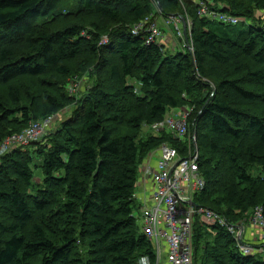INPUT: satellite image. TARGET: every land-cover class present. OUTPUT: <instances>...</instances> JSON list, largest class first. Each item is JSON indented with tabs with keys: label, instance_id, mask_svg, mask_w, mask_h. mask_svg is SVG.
<instances>
[{
	"label": "trees",
	"instance_id": "1",
	"mask_svg": "<svg viewBox=\"0 0 264 264\" xmlns=\"http://www.w3.org/2000/svg\"><path fill=\"white\" fill-rule=\"evenodd\" d=\"M199 1L245 20L202 15ZM150 15L191 20L193 50L165 54L146 31L133 34ZM86 72L85 91L71 93L68 79ZM22 78L56 84L47 112L23 104ZM0 89V144L75 105L56 130L0 157V264L154 260L133 193L154 150L183 145L145 129L174 107L193 109L206 181L195 203L235 225L264 206V174L249 172H264V0H0ZM35 154L44 178L32 190ZM194 245V264H264L262 253L243 252L224 226L198 216Z\"/></svg>",
	"mask_w": 264,
	"mask_h": 264
},
{
	"label": "built area",
	"instance_id": "2",
	"mask_svg": "<svg viewBox=\"0 0 264 264\" xmlns=\"http://www.w3.org/2000/svg\"><path fill=\"white\" fill-rule=\"evenodd\" d=\"M199 5L202 15H210L223 22L235 24L245 20L228 13L209 11L204 1H199ZM164 20L169 26L174 24L178 36L183 37L184 32L180 28L181 16H169ZM187 23L188 30H191V20L188 19ZM142 31L149 34L147 44L163 35L156 19L151 15L132 29L135 35ZM85 34L83 32V35ZM107 41L108 37L105 36L101 43ZM69 89L73 94L77 92L73 86ZM192 112L191 107L171 108L163 120L145 126L154 133L163 131L172 133L183 145L172 146L169 143H162L154 150L144 166L143 176L152 181L153 189H149L148 194L141 196L138 195L139 192L133 193V199L142 204L140 229L154 247L155 259L153 260L150 255L142 256L141 264H194V223L197 216L206 223L224 226L237 240L242 236V230L238 225L229 223L221 214L194 201V194L204 188L206 181L200 172L198 139L194 134L191 136V129L195 128V124L191 123ZM52 118L51 115L43 121L32 122L23 131L6 137L0 144V157L16 147L29 145L40 139L46 133ZM155 151L159 152V157L156 165H153L150 159ZM133 215L137 217L135 212ZM251 222L264 227L263 205L255 207ZM240 248L245 253L255 250L249 244H242ZM261 249L264 251V246Z\"/></svg>",
	"mask_w": 264,
	"mask_h": 264
},
{
	"label": "rangeland",
	"instance_id": "3",
	"mask_svg": "<svg viewBox=\"0 0 264 264\" xmlns=\"http://www.w3.org/2000/svg\"><path fill=\"white\" fill-rule=\"evenodd\" d=\"M156 5H157V7L159 6L157 2H156ZM260 14H262V11H260V10L257 11V15H260ZM170 16H180V15H170ZM184 19L188 20L186 17H182V22L180 23V27L181 28H182V23H183ZM159 21H163V20L160 19ZM163 23H164V21H163ZM250 23H251V21H247L246 25H248ZM240 24L241 23H239V25ZM168 27L169 26H167L166 33H167L169 39L166 40L164 43H161V44L164 45L165 54H171V53H175L177 51V49L174 48V46H173L174 40H175L173 31H175V26L173 24V30L172 31L170 29L171 27H169V28ZM160 42H162V41H160ZM86 65L89 66V68H91V69L94 67L92 61L87 62ZM89 75H90V73L86 72L85 74H83L80 77L76 76V77H73V78H69L68 79L67 89H69L70 87L73 86L75 90L77 89V90H80L82 92L85 91V89L87 88L88 82H90L89 81V79H90ZM36 79L39 82L40 78H36ZM36 79L22 78L19 81L17 80V82H20L21 85L24 84L25 87H28L27 89H25L24 86L22 85V87L25 89V95H24L25 100L23 101V104L24 105L33 104V108L34 107L36 108L35 109L36 112L38 114H42V113L47 112V109L49 107V104H48V101H47V96H52V97L56 96V94H58L59 89L57 88L56 84L53 87L51 83H48V81L43 82V83H39L37 85L38 87H33L31 85V83H33ZM21 82H23V83H21ZM28 83H29V86L27 85ZM135 85H137V87H139L140 84L138 83V84H135ZM2 93H3V91L0 89V97H1ZM74 107H75V105H73V104L67 105V106L64 107V109H62L58 113H56V115H53V116H57V117L50 122L47 130L48 131L56 130L61 125L62 121L66 120L67 118H69L72 115ZM169 113H170V110L168 111L167 114H169ZM43 120L44 119H40L39 121H43ZM146 130L150 131L148 129H146ZM196 132H197L196 128H192L191 129V136H193V134L195 136H197ZM157 154H159V152ZM33 170H34L35 178H34V183H33V186H32V190H34V188L38 184H40L41 181L44 178L43 170L40 167V157L37 154H35L34 169ZM249 172L253 176H258V175H263L264 174L262 167L259 166V165L253 166L249 170ZM140 174H141V170L139 171V175ZM141 207H142V204L140 202L136 201V206L134 208V212L137 214V217H138L137 221H138V225H139L140 228H141V220H142ZM247 221H245V223ZM208 224H210V223H208ZM244 243L247 244L246 239H244ZM164 263H165V260H164Z\"/></svg>",
	"mask_w": 264,
	"mask_h": 264
},
{
	"label": "crops",
	"instance_id": "4",
	"mask_svg": "<svg viewBox=\"0 0 264 264\" xmlns=\"http://www.w3.org/2000/svg\"><path fill=\"white\" fill-rule=\"evenodd\" d=\"M159 27L165 32V37L159 38L158 41L159 42L162 41L160 43H164L166 40L169 39L168 35L166 33L167 26L163 23V21H159ZM170 29H171V31L173 30L172 27ZM177 46H178V48L180 47L179 45H177ZM56 117L57 116H55L54 119ZM157 153H158V151H155L154 154L152 155L151 159H150V163H152L153 165H156V160L159 157V154H157ZM149 156L146 159V161L143 163V165L140 167L141 174L139 175V180H138L137 188H136V192H139L138 193L139 196L144 195L145 193L148 194L149 189L150 190L153 189L152 181L150 179H145L143 177L144 171H145L144 166L148 162ZM243 226H244L243 238L246 239L247 244L253 245L255 247V250H253V252L264 254V251L261 249L264 246V227L254 225L250 220L247 221Z\"/></svg>",
	"mask_w": 264,
	"mask_h": 264
},
{
	"label": "clouds",
	"instance_id": "5",
	"mask_svg": "<svg viewBox=\"0 0 264 264\" xmlns=\"http://www.w3.org/2000/svg\"><path fill=\"white\" fill-rule=\"evenodd\" d=\"M169 17V16H168ZM165 18H167V17H159V18H156V21H157V24H158V27H159V20L160 19H162L163 21H164V23H165ZM213 18V17H212ZM217 19V18H216ZM186 20V19H185ZM186 22H187V20H186ZM166 24V23H165ZM167 25V24H166ZM135 26V25H134ZM133 26V27H134ZM167 26H169V25H167ZM183 26H184V24L182 23V30H183V32H184V28H183ZM169 27H172L173 28V25L172 26H169ZM160 28V27H159ZM181 28V27H180ZM133 29V28H132ZM161 29V28H160ZM162 30V29H161ZM162 32H163V35L162 36H160L159 38H163V37H165V32L162 30ZM174 32V44H173V46H174V48H176L177 50H180V49H187V50H193V41H192V39L190 38V36H191V30H188V23H187V35H188V39H189V41H187L186 40V38H185V34L183 35V37H179L178 36V34H177V32H176V29H175V31H173ZM159 38H157V40H155V41H153V42H156V43H158L159 45H162L163 47H164V45L163 44H161L159 41H158V39ZM153 42H151V43H153ZM178 43V44H177ZM150 44V43H149ZM177 45H179L180 47L178 48V46ZM164 50H165V48H164ZM175 108V107H174ZM171 110V109H170ZM168 115V114H167ZM54 117L55 116H53V118H52V120L54 119ZM250 221H251V218H250ZM244 224H240V225H238L240 228H241V226L243 227V229L241 228V230H242V236L238 239V241H239V245L241 246L242 244H245L244 242L242 243V240L244 241V238H243V236H244V226H243ZM236 239V238H235ZM237 240V239H236ZM253 246V245H252ZM254 247V246H253ZM255 248V247H254ZM241 249V248H240ZM244 252V251H243ZM249 253H255V252H253V251H251V252H249ZM263 254V253H262ZM264 255V254H263Z\"/></svg>",
	"mask_w": 264,
	"mask_h": 264
},
{
	"label": "water",
	"instance_id": "6",
	"mask_svg": "<svg viewBox=\"0 0 264 264\" xmlns=\"http://www.w3.org/2000/svg\"><path fill=\"white\" fill-rule=\"evenodd\" d=\"M183 23H184V26H183V28H184V34H185V38H186V40L187 41H189V39H188V35H187V22H186V20L184 19L183 20ZM241 228L243 229V227L241 226Z\"/></svg>",
	"mask_w": 264,
	"mask_h": 264
}]
</instances>
